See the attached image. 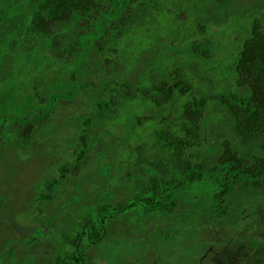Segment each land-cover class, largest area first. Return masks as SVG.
I'll list each match as a JSON object with an SVG mask.
<instances>
[{
  "label": "trees",
  "instance_id": "1",
  "mask_svg": "<svg viewBox=\"0 0 264 264\" xmlns=\"http://www.w3.org/2000/svg\"><path fill=\"white\" fill-rule=\"evenodd\" d=\"M166 2L0 0V264H88L101 242L140 226L156 240L172 242L179 234L206 240L233 264H264V237L255 225L264 210V23L252 19L230 64L243 94H192L178 66L140 87L83 79L107 76L135 20ZM176 8L175 15L184 13ZM192 49L201 58L209 56L198 41ZM81 89L95 93L72 150L76 159L88 147L86 126L112 117L124 99L140 97L156 108L168 107V119L153 128L149 141L132 145L124 169L131 182L125 198L104 190L78 204L79 214L51 212L56 190L77 167L67 162L55 177L30 189L36 193L32 204L39 225L18 230L5 211L8 196L24 186L20 170L33 163L35 172L43 161L40 154L28 158L23 151L55 101ZM210 103L223 108L231 135L207 144L203 124ZM79 194L72 197L80 203ZM241 219L245 223L238 230Z\"/></svg>",
  "mask_w": 264,
  "mask_h": 264
},
{
  "label": "rangeland",
  "instance_id": "2",
  "mask_svg": "<svg viewBox=\"0 0 264 264\" xmlns=\"http://www.w3.org/2000/svg\"><path fill=\"white\" fill-rule=\"evenodd\" d=\"M176 6L182 7L184 13L175 15ZM255 17L264 23V0H168L135 20L131 32L120 42L107 76L98 73L83 79H117L140 87L157 81L164 71L178 66L186 72L192 94L225 91L243 94L245 90L236 86L230 64ZM194 41L208 48L207 58L193 51ZM94 93L81 89L74 97L59 98L37 125L23 152L28 158L40 154L43 159L40 169L31 171V163L29 169L20 170L18 179L24 186L10 193L5 207L18 230L31 231L39 225L40 218L32 204L36 193L30 189L44 178L55 177L60 165L67 162L77 163V167L71 178L56 190L51 212L59 208L79 214L78 204L86 205L104 190L111 191L115 198L128 194L131 182L124 169L130 160L131 147L149 141L153 128L168 119V107L156 108L140 97L124 99L112 117L86 126L88 147L76 159L72 150L84 133ZM181 101L176 102L173 110H178ZM203 125L207 144L231 135L224 110L217 104L208 105ZM13 127L8 126L7 130L12 132ZM20 128L15 127V131ZM76 192L83 199L80 203L72 197ZM261 213L260 223L255 225L264 237V210ZM244 223L241 219L236 228L242 230ZM142 228L114 233L93 249L88 264H233L224 258V250L214 248L206 240L199 241L188 234H179L172 242L162 237L156 240L149 229L142 231Z\"/></svg>",
  "mask_w": 264,
  "mask_h": 264
}]
</instances>
